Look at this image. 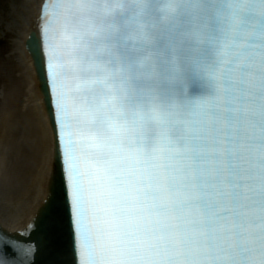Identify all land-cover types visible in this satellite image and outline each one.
<instances>
[{"label": "snow or ice", "instance_id": "6c2138e0", "mask_svg": "<svg viewBox=\"0 0 264 264\" xmlns=\"http://www.w3.org/2000/svg\"><path fill=\"white\" fill-rule=\"evenodd\" d=\"M39 10L60 175L38 214L67 224L63 264H264V0Z\"/></svg>", "mask_w": 264, "mask_h": 264}, {"label": "bare ground", "instance_id": "6f19581e", "mask_svg": "<svg viewBox=\"0 0 264 264\" xmlns=\"http://www.w3.org/2000/svg\"><path fill=\"white\" fill-rule=\"evenodd\" d=\"M40 2L0 0V31L12 37L0 99V227L9 233L22 230L48 199L53 172V133L26 50ZM12 165L15 190L6 177Z\"/></svg>", "mask_w": 264, "mask_h": 264}, {"label": "rangeland", "instance_id": "374dc122", "mask_svg": "<svg viewBox=\"0 0 264 264\" xmlns=\"http://www.w3.org/2000/svg\"><path fill=\"white\" fill-rule=\"evenodd\" d=\"M0 38H2V34L1 33H0ZM1 43L4 44L5 47L10 44L8 39L3 40V42H1Z\"/></svg>", "mask_w": 264, "mask_h": 264}, {"label": "water", "instance_id": "95a60500", "mask_svg": "<svg viewBox=\"0 0 264 264\" xmlns=\"http://www.w3.org/2000/svg\"><path fill=\"white\" fill-rule=\"evenodd\" d=\"M37 226H38V225H35L34 228L37 229Z\"/></svg>", "mask_w": 264, "mask_h": 264}]
</instances>
